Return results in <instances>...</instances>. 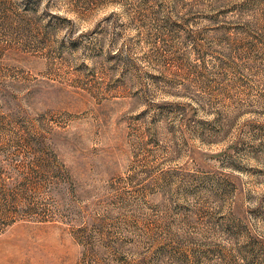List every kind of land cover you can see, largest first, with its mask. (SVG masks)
Instances as JSON below:
<instances>
[{
    "label": "rangeland",
    "instance_id": "1",
    "mask_svg": "<svg viewBox=\"0 0 264 264\" xmlns=\"http://www.w3.org/2000/svg\"><path fill=\"white\" fill-rule=\"evenodd\" d=\"M0 264H264V0H0Z\"/></svg>",
    "mask_w": 264,
    "mask_h": 264
}]
</instances>
